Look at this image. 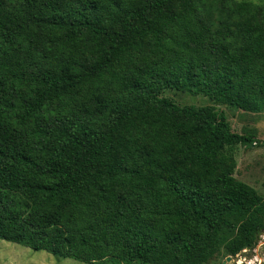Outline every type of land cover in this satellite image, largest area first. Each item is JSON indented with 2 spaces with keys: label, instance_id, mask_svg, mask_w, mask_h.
I'll use <instances>...</instances> for the list:
<instances>
[{
  "label": "trees",
  "instance_id": "trees-1",
  "mask_svg": "<svg viewBox=\"0 0 264 264\" xmlns=\"http://www.w3.org/2000/svg\"><path fill=\"white\" fill-rule=\"evenodd\" d=\"M165 90L264 108V5L0 0V240L84 264L252 248L262 198L224 154L252 139Z\"/></svg>",
  "mask_w": 264,
  "mask_h": 264
},
{
  "label": "rangeland",
  "instance_id": "rangeland-1",
  "mask_svg": "<svg viewBox=\"0 0 264 264\" xmlns=\"http://www.w3.org/2000/svg\"><path fill=\"white\" fill-rule=\"evenodd\" d=\"M248 1L264 5V0ZM161 98L168 99L178 107L192 106L217 118L223 114L228 132L247 136L251 145H235L224 151L226 158L234 163L232 177L253 188L261 196V221L264 225V108L257 113L245 112L220 103H214L202 95L165 90ZM235 226L243 223L242 217L231 214L226 217ZM233 234V233H232ZM228 258V260H227ZM0 264H84L72 259L54 258L44 251L33 252L28 248L0 240ZM204 264H264V230L259 233L252 248L243 249L230 256L221 246L218 252Z\"/></svg>",
  "mask_w": 264,
  "mask_h": 264
},
{
  "label": "water",
  "instance_id": "water-1",
  "mask_svg": "<svg viewBox=\"0 0 264 264\" xmlns=\"http://www.w3.org/2000/svg\"><path fill=\"white\" fill-rule=\"evenodd\" d=\"M227 260H228V258H227Z\"/></svg>",
  "mask_w": 264,
  "mask_h": 264
}]
</instances>
